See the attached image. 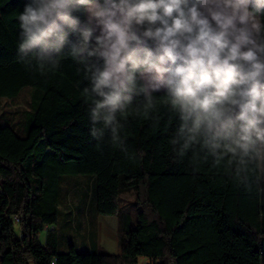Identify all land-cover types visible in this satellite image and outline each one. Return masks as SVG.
Segmentation results:
<instances>
[{"label": "trees", "instance_id": "obj_1", "mask_svg": "<svg viewBox=\"0 0 264 264\" xmlns=\"http://www.w3.org/2000/svg\"><path fill=\"white\" fill-rule=\"evenodd\" d=\"M29 2L0 0V97L35 90L27 135L0 126L1 264H264V176L251 172L242 182L199 146L180 157L171 143L179 119L163 98L151 115L138 106L142 97L117 113L122 146L107 130L93 137L84 64L67 49L57 67L21 58L19 15ZM81 175L91 180L88 211L119 216L121 232L122 195H136L137 223L115 253L75 244L61 251L55 227L39 239L59 220L62 183Z\"/></svg>", "mask_w": 264, "mask_h": 264}, {"label": "clouds", "instance_id": "obj_2", "mask_svg": "<svg viewBox=\"0 0 264 264\" xmlns=\"http://www.w3.org/2000/svg\"><path fill=\"white\" fill-rule=\"evenodd\" d=\"M19 21L22 59L84 64L96 139L122 146L117 113L163 98L180 157L199 146L242 182L264 176V0H30Z\"/></svg>", "mask_w": 264, "mask_h": 264}, {"label": "rangeland", "instance_id": "obj_3", "mask_svg": "<svg viewBox=\"0 0 264 264\" xmlns=\"http://www.w3.org/2000/svg\"><path fill=\"white\" fill-rule=\"evenodd\" d=\"M34 88L32 86L24 87L17 96L0 97V126L12 127L20 136L25 137L31 122L32 112L35 109L34 104ZM75 179H67L64 186L67 191L73 188L69 198H73V205H70L68 200L63 199L61 202V212L58 222V229L63 220L62 239L59 245V250L66 251L69 246L64 247L68 242L76 243L77 249L80 251H99L100 249L89 241H84L83 235L91 230V235H95V217L92 212H89V206L92 200L91 180L89 175H81L77 179V184L73 185ZM135 193H124L122 198L124 221L122 225V233L126 234L127 229L135 227L137 223V208L135 204ZM88 215L90 221H88ZM117 216V215H114ZM90 224V226H89ZM16 232L21 234L18 221L15 225ZM89 234H86L88 236ZM110 237V236H109ZM46 231L40 233L39 239L45 242ZM93 238V237H92ZM95 240H92V243ZM1 264V259H0ZM140 264H147L141 261Z\"/></svg>", "mask_w": 264, "mask_h": 264}, {"label": "crops", "instance_id": "obj_4", "mask_svg": "<svg viewBox=\"0 0 264 264\" xmlns=\"http://www.w3.org/2000/svg\"><path fill=\"white\" fill-rule=\"evenodd\" d=\"M80 177H68L64 180V182L62 183V192H63V199L65 198V200H68L70 205H73V198H69L71 192L74 190L73 188H71V190L67 191L65 189L64 183L65 181H67V179H75V181L73 182V185L77 184V179ZM127 193H133V192H127ZM124 194L122 195L123 198ZM122 211L125 212V209L123 208V204H122ZM126 213V212H125ZM88 221H90V216L88 215ZM95 238H94V242L92 243L93 240V236L91 235V230L88 231L89 234L88 236H86V234L83 235L84 237V241H89L91 246L95 245L97 246L99 249H104L107 250L109 252L115 253L118 250V246H119V240H120V236L122 234L120 226V218L119 216H114V215H98L95 217ZM90 226V224H89ZM57 228L58 229V225H54V226H48L46 225L44 228V231L47 232V229L49 228ZM62 228H63V220H62V224L60 226V228L58 229L60 237L62 239ZM110 236V237H109ZM46 241V238H45ZM44 243V242H42ZM61 244V241H60ZM71 244H75L77 246V244L74 243H67L66 245H64V247L66 246H71ZM141 261H145L147 264H151L154 263L152 262L149 258L147 257H140L139 259V263H141Z\"/></svg>", "mask_w": 264, "mask_h": 264}, {"label": "built area", "instance_id": "obj_5", "mask_svg": "<svg viewBox=\"0 0 264 264\" xmlns=\"http://www.w3.org/2000/svg\"><path fill=\"white\" fill-rule=\"evenodd\" d=\"M16 220L18 221V218L16 217ZM152 264V263H151Z\"/></svg>", "mask_w": 264, "mask_h": 264}]
</instances>
